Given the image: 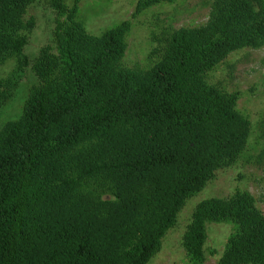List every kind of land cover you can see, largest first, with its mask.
<instances>
[{
    "label": "trees",
    "instance_id": "obj_1",
    "mask_svg": "<svg viewBox=\"0 0 264 264\" xmlns=\"http://www.w3.org/2000/svg\"><path fill=\"white\" fill-rule=\"evenodd\" d=\"M34 0H0V106L13 96L35 25ZM184 0H137L134 17ZM52 43L32 62L16 119L0 127V264H147L186 201L246 148L239 94L208 74L264 46V0H209L200 25L163 28L148 67L123 62L131 21L87 31L78 0H50ZM264 135V108L259 121ZM264 168V147L258 155ZM231 231L216 264H264V214L247 190L202 199L182 234L204 264L207 223Z\"/></svg>",
    "mask_w": 264,
    "mask_h": 264
},
{
    "label": "rangeland",
    "instance_id": "obj_2",
    "mask_svg": "<svg viewBox=\"0 0 264 264\" xmlns=\"http://www.w3.org/2000/svg\"><path fill=\"white\" fill-rule=\"evenodd\" d=\"M65 1L68 5L74 2ZM208 1L184 0L161 4L133 17L137 0H78V17L92 34H100L124 19L130 20L132 26L127 36L123 62L128 66L148 67L155 60L153 56L149 57L156 45L155 36L160 37L163 28L170 24L178 28L204 23L208 17ZM26 17H33L35 23L24 49L29 63L19 72V83L13 96L0 106V127L20 115L29 88L36 84L32 62L41 47L52 43L56 13L50 0H34ZM15 66V59L0 64V76L9 75ZM207 79L210 83L220 84L227 91L238 92L237 110L250 119V136L238 159L232 165L216 170L205 187L186 201L178 214L177 223L163 237L161 249L147 264L186 263L182 234L194 206L202 199L227 197L235 189L247 190L264 214V168L258 160L264 147V135L259 129L264 108V46L257 49L245 47L232 52L208 74ZM230 231L229 223H207L205 247L215 252L206 253L204 264H216Z\"/></svg>",
    "mask_w": 264,
    "mask_h": 264
}]
</instances>
